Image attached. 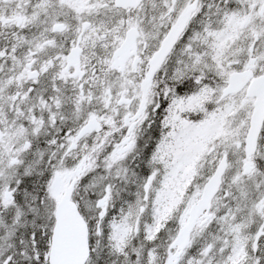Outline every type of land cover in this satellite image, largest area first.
Returning <instances> with one entry per match:
<instances>
[{
    "label": "snow or ice",
    "instance_id": "snow-or-ice-1",
    "mask_svg": "<svg viewBox=\"0 0 264 264\" xmlns=\"http://www.w3.org/2000/svg\"><path fill=\"white\" fill-rule=\"evenodd\" d=\"M0 264H264V0H0Z\"/></svg>",
    "mask_w": 264,
    "mask_h": 264
}]
</instances>
